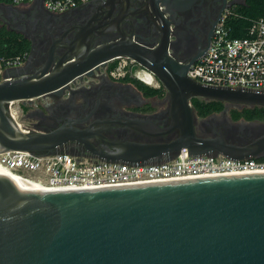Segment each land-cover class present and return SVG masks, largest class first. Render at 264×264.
<instances>
[{"label": "water", "instance_id": "95a60500", "mask_svg": "<svg viewBox=\"0 0 264 264\" xmlns=\"http://www.w3.org/2000/svg\"><path fill=\"white\" fill-rule=\"evenodd\" d=\"M189 1L172 0L179 5ZM234 3L244 1L225 3L223 10ZM17 11L0 3V22L11 32L18 27ZM120 35L97 49H90L89 40L75 39L70 52L51 68L48 61L30 73L24 66L4 70L0 153L48 156L68 142H78L87 148L85 155L130 165L169 161L181 149L191 156L221 154L234 161L264 158V132H248L237 145L226 142L221 133L198 137L190 104L196 98L264 107V91L195 82L187 70L203 54L177 61L168 51L166 33L149 48L122 31ZM119 57L151 73L170 100L168 127L141 120L128 127L146 136L151 135L148 129L158 135L177 130L172 141H109L102 133L121 123L104 120L78 127L87 117H65L48 131L24 133L10 117L9 103L24 105L59 94L69 83L95 75ZM244 126L257 124L239 127ZM90 139H101L104 149L94 150ZM0 264H264V172L33 194L0 174Z\"/></svg>", "mask_w": 264, "mask_h": 264}, {"label": "flooded vegetation", "instance_id": "af4514ba", "mask_svg": "<svg viewBox=\"0 0 264 264\" xmlns=\"http://www.w3.org/2000/svg\"><path fill=\"white\" fill-rule=\"evenodd\" d=\"M225 3L228 0H190L184 5L175 4L172 0H97L63 15L52 14L41 6L32 5L17 8L14 23L18 27L14 32L30 42L27 59L22 65L26 73L41 68L48 61L51 68L59 58L70 52L75 39L89 40L90 49H97L115 42L121 36V31L148 48L155 47L166 33L169 53L184 63L206 51ZM121 60L126 61V74L111 77L108 73L110 67H115ZM133 68L143 69L124 57L115 58L100 67L95 75L69 83L59 94H50L24 105L21 103V108L26 112L27 121L39 130L53 129L65 117H87L78 127L83 129L104 120L121 123L102 133L109 141L168 143L177 137V130L158 135L146 129L151 132L146 136L128 127V123L134 120L146 121L160 128L170 124V100L166 90L162 88L161 91L156 79L158 86L154 88L160 89L159 92L142 87L132 78L130 71ZM223 104L217 113L202 118L195 114L194 128L198 137H213L221 133L226 142L237 145L243 142L241 136L248 135V132H264L262 121L233 120L231 111L236 108L242 110L243 107ZM254 123L257 126L239 127ZM89 142L96 151L104 149L101 139H90ZM86 150L78 142H68L59 151L82 155Z\"/></svg>", "mask_w": 264, "mask_h": 264}, {"label": "built area", "instance_id": "2783aa9c", "mask_svg": "<svg viewBox=\"0 0 264 264\" xmlns=\"http://www.w3.org/2000/svg\"><path fill=\"white\" fill-rule=\"evenodd\" d=\"M97 0H10V5L28 8L39 4L44 10L63 15L80 6ZM233 0H228L231 2ZM240 4L225 8L213 31L206 51L188 68L187 75L195 82L211 87L242 88L264 91V14L245 17L237 12ZM232 21H236L231 23ZM245 25H242V22ZM28 54L10 60L0 59V82L3 72L22 66ZM4 64V67H2ZM126 65H116L108 73L111 77H123ZM130 73L142 84L157 87L154 76L141 68ZM153 76V83L145 78ZM14 101L8 104L10 117L24 133L36 130L34 126L20 123L17 112L12 110ZM0 166L20 178L39 183L47 188L99 189L169 180L218 177L221 175L255 174L264 172V161L245 159L234 161L225 156L209 154L191 156L181 149L169 161L144 165L112 163L89 155H73L56 152L40 156L24 151L0 153Z\"/></svg>", "mask_w": 264, "mask_h": 264}, {"label": "trees", "instance_id": "16d2710c", "mask_svg": "<svg viewBox=\"0 0 264 264\" xmlns=\"http://www.w3.org/2000/svg\"><path fill=\"white\" fill-rule=\"evenodd\" d=\"M245 2L244 6H238L237 12L242 14L245 17H258L264 14V0H243ZM0 3L10 5V0H0ZM236 21H232L234 23ZM242 22V25H245V22ZM30 49V42L26 41L21 35L15 33L14 31H9L4 24L0 23V59H4V61L10 60L16 56H23L24 54H28ZM4 67V64H2ZM114 65H112L109 69H113ZM138 84L142 87L151 89L154 93H157L163 90L160 85V89L154 87H148L138 80L134 78ZM190 104L193 106L195 114L198 117H204L210 113L219 112L224 104L223 102L217 101H207L204 99H192ZM24 109V108H23ZM231 115L233 120L238 118H243L247 121H262L264 122V107L254 106L253 108L243 107L242 110L231 111ZM61 152V151H59ZM257 161H264V158H254Z\"/></svg>", "mask_w": 264, "mask_h": 264}, {"label": "bare ground", "instance_id": "6f19581e", "mask_svg": "<svg viewBox=\"0 0 264 264\" xmlns=\"http://www.w3.org/2000/svg\"><path fill=\"white\" fill-rule=\"evenodd\" d=\"M145 82L147 84H152L153 83V76L150 74V76H147L145 79ZM0 174L6 176L7 178H9L12 182H14V184L18 185L19 187H21L22 189H24L25 191L29 192V193H46V192H50V191H67V190H84V189H74V188H67V189H60V188H47L39 183L36 182H31L28 181L26 179L20 178L18 176H14L11 173H9L8 171L4 170L1 166H0Z\"/></svg>", "mask_w": 264, "mask_h": 264}, {"label": "rangeland", "instance_id": "374dc122", "mask_svg": "<svg viewBox=\"0 0 264 264\" xmlns=\"http://www.w3.org/2000/svg\"><path fill=\"white\" fill-rule=\"evenodd\" d=\"M126 65V61L125 60H121L117 65ZM128 65V64H127ZM12 110H15L17 112V119L20 123L23 124H28L29 126H31V122L27 121V117H26V112L24 110H22L21 108V102H16L14 101V104L12 105Z\"/></svg>", "mask_w": 264, "mask_h": 264}]
</instances>
